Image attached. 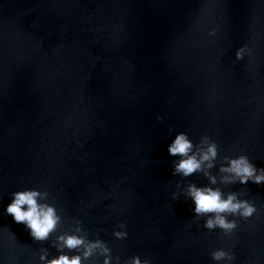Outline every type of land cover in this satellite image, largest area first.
<instances>
[{
  "label": "water",
  "instance_id": "obj_1",
  "mask_svg": "<svg viewBox=\"0 0 264 264\" xmlns=\"http://www.w3.org/2000/svg\"><path fill=\"white\" fill-rule=\"evenodd\" d=\"M179 132L218 145V180L225 157L264 168V0H0V264L58 254L4 215L26 187L63 216L53 239L82 227L113 264H264V184L215 185L258 211L204 228L186 192L209 181L174 174Z\"/></svg>",
  "mask_w": 264,
  "mask_h": 264
},
{
  "label": "clouds",
  "instance_id": "obj_2",
  "mask_svg": "<svg viewBox=\"0 0 264 264\" xmlns=\"http://www.w3.org/2000/svg\"><path fill=\"white\" fill-rule=\"evenodd\" d=\"M242 49L237 53L240 57ZM198 147L186 132H179L168 145V153L171 156H178L180 159L174 164V174L185 177L196 172H203L209 183L197 186L191 183L187 186L186 195L194 204V213L197 217H206L203 227L209 231L217 228L228 234L238 227L236 217L245 220L257 213V206L249 200L240 199L238 193L229 192L225 195L219 187H214L218 183L234 184L239 182L247 184L249 181L260 185L264 184V168L254 164L247 155L236 157H225L226 163L221 164L219 180L211 173L215 167V162L219 156L218 145L209 138L204 137ZM5 216H11L15 224H23L29 237L41 244L51 241V247L57 249L56 255H51L48 248H41L39 253V264H85L94 255L103 256V264H113L112 249L108 243L102 239H89L84 235L82 227H77L73 232H58L63 216L60 214L56 204L49 202L48 193L36 187H26L12 193L11 200L4 209ZM229 217H233L230 219ZM82 223V222H81ZM120 229H126L125 224L120 225ZM0 233L7 234L11 239H16V234L8 227L0 228ZM113 235L118 240L128 237L126 230H116ZM75 250V254L69 255L64 251ZM14 262L18 257L11 258ZM214 261L235 260V254L224 249H218L212 253ZM30 264H37L34 258ZM116 264H120L119 257ZM124 264H150L148 260H143L139 255L132 256Z\"/></svg>",
  "mask_w": 264,
  "mask_h": 264
}]
</instances>
